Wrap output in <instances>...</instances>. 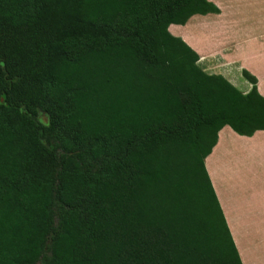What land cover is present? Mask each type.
<instances>
[{
    "label": "trees",
    "instance_id": "trees-1",
    "mask_svg": "<svg viewBox=\"0 0 264 264\" xmlns=\"http://www.w3.org/2000/svg\"><path fill=\"white\" fill-rule=\"evenodd\" d=\"M219 12L0 0V264H242L204 159L264 131V96L168 29Z\"/></svg>",
    "mask_w": 264,
    "mask_h": 264
},
{
    "label": "crops",
    "instance_id": "crops-1",
    "mask_svg": "<svg viewBox=\"0 0 264 264\" xmlns=\"http://www.w3.org/2000/svg\"><path fill=\"white\" fill-rule=\"evenodd\" d=\"M208 1L220 12L193 15L169 31L197 52L201 68L209 59L221 60L214 68L232 65L237 73H222L242 93L251 88L247 70L264 96V0ZM204 163L242 264H264V131L245 136L224 126Z\"/></svg>",
    "mask_w": 264,
    "mask_h": 264
},
{
    "label": "rangeland",
    "instance_id": "rangeland-1",
    "mask_svg": "<svg viewBox=\"0 0 264 264\" xmlns=\"http://www.w3.org/2000/svg\"><path fill=\"white\" fill-rule=\"evenodd\" d=\"M181 38V37H180ZM181 39H183V38H181ZM210 61H205V63H206V67L205 66H203L202 65V69H204L205 70V72H207V73H209V74H221L222 76H224V74L222 73V72H224V71H226V69H227V67H229L230 69H227L228 71H231V72H236L237 73V69H231L232 67H230V66H232V65H228V66H223V65H221L220 67H218V68H214L213 67V64H215V63H219V61H221V60H219V59H214V60H211V59H209ZM198 63V62H197ZM200 65V64H199ZM201 66V65H200ZM233 66H235V65H233ZM236 77H237V75H235ZM225 77V76H224ZM226 78V77H225ZM227 78H229L230 80H235V78L233 77V76H229V77H227ZM226 78V79H227ZM228 80V79H227ZM236 81V80H235ZM235 86V85H234ZM236 87V86H235ZM41 117V119H43L44 121L46 120V118L44 117V115H41L40 116Z\"/></svg>",
    "mask_w": 264,
    "mask_h": 264
},
{
    "label": "water",
    "instance_id": "water-1",
    "mask_svg": "<svg viewBox=\"0 0 264 264\" xmlns=\"http://www.w3.org/2000/svg\"><path fill=\"white\" fill-rule=\"evenodd\" d=\"M188 21V20H187Z\"/></svg>",
    "mask_w": 264,
    "mask_h": 264
}]
</instances>
